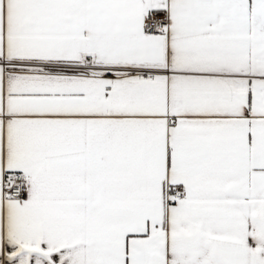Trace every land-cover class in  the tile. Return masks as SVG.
Instances as JSON below:
<instances>
[{
  "label": "snow or ice",
  "instance_id": "1",
  "mask_svg": "<svg viewBox=\"0 0 264 264\" xmlns=\"http://www.w3.org/2000/svg\"><path fill=\"white\" fill-rule=\"evenodd\" d=\"M0 264H264V0H0Z\"/></svg>",
  "mask_w": 264,
  "mask_h": 264
}]
</instances>
